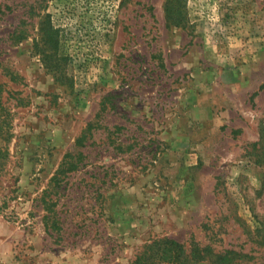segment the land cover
<instances>
[{
  "label": "rangeland",
  "instance_id": "374dc122",
  "mask_svg": "<svg viewBox=\"0 0 264 264\" xmlns=\"http://www.w3.org/2000/svg\"><path fill=\"white\" fill-rule=\"evenodd\" d=\"M169 1L0 0V264H264V0Z\"/></svg>",
  "mask_w": 264,
  "mask_h": 264
},
{
  "label": "trees",
  "instance_id": "16d2710c",
  "mask_svg": "<svg viewBox=\"0 0 264 264\" xmlns=\"http://www.w3.org/2000/svg\"><path fill=\"white\" fill-rule=\"evenodd\" d=\"M168 17L176 24L181 23L184 20L185 14L183 10L178 6L177 0H170L167 7ZM44 36L48 39L47 42L53 43L56 46L59 42V38L57 37V30L54 29H45ZM48 59L49 56L46 55ZM49 60V59H48ZM51 60V58H50ZM4 106L2 105V99L0 97V136H4L5 139H9L12 135L11 133V124L9 120L2 116ZM8 114V113H7ZM86 138V134H83L78 138V144L83 145L84 139ZM81 157H76L75 154L69 153L66 155V158L62 161L60 167L56 170L54 175L51 177L49 185L44 190L41 195V202L44 206L46 214L44 215V225L46 229L52 233L54 230L57 231L58 237H60L59 232L62 228L60 225V221L58 218V210L57 205L58 199L54 197L57 188L61 186L62 182L65 181V178L69 175L70 172L76 170L80 164ZM59 231V232H58ZM57 237V239H59ZM152 251H156L153 254H144L142 257H138L134 264H151V261L163 258H170L173 260L180 261L181 263L186 262L188 255L186 254V250L183 244L173 238H162L160 240H156L150 246ZM201 248L196 247V251H194V255L202 258L204 254L200 251ZM233 251H229L227 254L223 256L222 259L227 261H231L233 256L231 255Z\"/></svg>",
  "mask_w": 264,
  "mask_h": 264
}]
</instances>
